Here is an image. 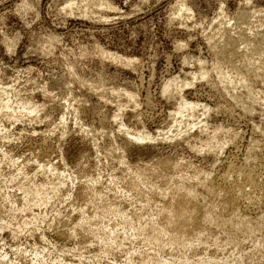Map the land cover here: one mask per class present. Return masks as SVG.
<instances>
[{"label":"rangeland","instance_id":"obj_1","mask_svg":"<svg viewBox=\"0 0 264 264\" xmlns=\"http://www.w3.org/2000/svg\"><path fill=\"white\" fill-rule=\"evenodd\" d=\"M181 98L200 107L177 116ZM0 103V197L30 201L4 216L0 257L264 264V0H0ZM229 168L260 188L236 200ZM181 185L197 235L147 241Z\"/></svg>","mask_w":264,"mask_h":264},{"label":"bare ground","instance_id":"obj_2","mask_svg":"<svg viewBox=\"0 0 264 264\" xmlns=\"http://www.w3.org/2000/svg\"><path fill=\"white\" fill-rule=\"evenodd\" d=\"M184 7V8H183ZM187 8V7H186ZM184 9H185V6H182V9H181V11L180 12H185L184 11ZM189 11V10H188ZM181 14V13H180ZM179 14V15H180ZM185 14V13H184ZM178 15V16H179ZM181 16V15H180ZM241 38V37H240ZM231 40H233V39H231ZM243 41H245V39L243 40ZM234 42V41H233ZM233 42H232V44H233ZM202 70V72L201 73H203V69H201ZM206 75H207V73H205ZM205 74H200L201 76H202V78H204V76H205ZM206 77V76H205ZM197 78V77H196ZM174 86L176 87V86H178V81L176 80V79H172V80H169L166 84H165V86H164V94H169L170 92H171V89L172 88H174ZM182 86H180V89H178V92H179V90H181L182 88H181ZM175 89V88H174ZM227 89V88H226ZM182 91V90H181ZM127 94V93H126ZM129 95V94H128ZM128 97V96H127ZM128 98H130L129 100L130 101H132L131 99H133V97L130 95ZM24 107V106H23ZM198 107H200V105L199 104H195V103H190V102H188V101H186L185 99H182L181 98V100H180V102L178 103V108H177V113H176V115L177 116H179V115H181V116H183V113H185V112H187V113H189V114H191V115H193L194 114V112L197 110V108ZM27 108H29V107H27L26 106V108H23V109H21V110H26ZM204 108H205V110H206V106H204ZM203 108V109H204ZM4 109H8V105L7 104H1L0 103V112H2ZM31 109V108H30ZM244 109H246V108H244ZM249 109L250 108H248L247 110H245V111H247V113H248V111H249ZM35 110V109H34ZM34 110H32V113H34ZM251 110H252V108H251ZM250 110V111H251ZM206 111H208V110H206ZM253 111V110H252ZM244 112V111H243ZM27 114V113H26ZM249 114V113H248ZM27 115H30V114H27ZM125 133V132H124ZM125 134H127L129 137H134V140H137V141H139V142H143V141H147V140H151L152 138H150L149 136H146V135H143L142 133H137V134H131L130 132H126ZM221 148V147H220ZM223 148V147H222ZM174 165L175 164H173V167L171 166L170 167V165H169V168H173L174 169ZM177 166V165H176ZM230 167H231V165H230ZM234 167V166H233ZM176 168H178V166L176 167ZM233 169V168H232ZM239 170V169H238ZM242 170V169H241ZM235 171H237V170H235ZM235 175H237V176H235ZM239 175H240V178H241V176H242V179H243V181H242V183L240 182V184H239V182H238V178H237V180H236V178L234 179V180H231V177L232 176H235V177H239ZM198 177V176H197ZM217 179V178H216ZM185 181V180H184ZM216 181V180H215ZM217 181H218V184L219 185H222V186H227V188L230 190V192H231V194H233L234 196L237 194L238 196H239V194L241 195V197L244 195L245 197H247L248 198V196H247V192H246V188H248V187H250V188H248V189H253V191L254 190H258V188H260L259 187V184L258 183H260V182H258V178H257V174L255 175L254 173H253V171H250V172H245V171H240V172H237V174H236V172H233L230 168H229V170L228 171H225L224 173H222L219 177H218V179H217ZM263 181V180H262ZM190 182V181H189ZM188 183V182H187ZM215 183V182H214ZM213 183V184H214ZM182 185H184V184H182ZM181 185V187H183V189L185 190H182L180 187V190H182V191H184L185 192V195H184V200H186L185 202L183 201V199H179V200H182V201H178L177 203H176V199L177 198H175V200H174V202L175 203H173V201L172 202H169L170 204H168L167 203V206L165 207V206H163V207H165V208H163V210L161 211V213H163V214H165L166 215V217H167V220L165 221V224L163 225V226H161V227H158V228H156V227H152V230H153V232L154 233H156V236H155V238H148L147 239V241L148 240H151V239H154V241L155 242H158V243H160L161 242V240L163 239V237L164 236H166L168 239H173V240H175V239H177V238H179L180 240H184V238L185 237H188V236H190V235H197L196 234V224H197V219H196V216H195V214H196V212L198 211V208L194 205V204H192V201L193 202H195L194 200H199L198 199V193L196 192V189H194V190H192V188L190 189V187H188L187 188V185H186V187H184V186H182ZM219 185H216V186H219ZM197 186V185H196ZM214 186H215V184H214ZM261 186V185H260ZM23 187V186H22ZM38 186H36V189L34 190V191H27V195H29V194H31L32 195V201L33 202H35L34 204H35V206L37 205V206H42V205H44V204H48V201L45 199V198H47V197H44L43 196V194H41L42 192H41V190L44 188V187H42V189L41 188H37ZM39 187H40V185H39ZM192 187V186H191ZM56 188V187H55ZM193 188H194V186H193ZM211 188H212V186H211ZM224 188V187H223ZM23 189V188H22ZM219 189V188H218ZM225 189V188H224ZM237 189H239V192L237 193ZM251 189V190H252ZM24 190V189H23ZM44 190V189H43ZM177 190H178V188H177ZM228 191V190H227ZM29 192V193H28ZM41 192V193H40ZM229 192V191H228ZM249 192V191H248ZM251 193H252V191H250ZM256 192V191H255ZM261 192V191H260ZM1 193L3 194V192H1L0 191V196H1ZM182 193V192H181ZM180 193V194H181ZM250 193V194H251ZM254 194V193H253ZM252 194V195H253ZM43 196L44 197V199L43 198H40V196ZM237 195H236V197H235V199L237 198ZM251 195V196H252ZM233 196V197H234ZM8 197V196H7ZM200 197V196H199ZM244 197V198H245ZM250 197V196H249ZM254 197V196H253ZM9 198V197H8ZM8 198H2L1 199V197H0V228L1 229H5L7 226H8V224H6V221H5V223H4V216L7 214V216H9V214L8 213H10L11 211H14L15 213H19V214H22L24 211H26L27 209H28V207L30 206V204H29V200L27 199H25L26 201H27V203L28 204H26L24 207L22 206V208H18V207H20V206H16L15 205V202L13 203L12 201H10V199H8ZM181 198V197H180ZM231 198V197H230ZM256 198V197H255ZM48 199V198H47ZM177 199V200H178ZM237 199H240L239 197L237 198ZM236 199V200H237ZM24 200V201H25ZM197 200H196V203H199V202H197ZM257 200V199H256ZM186 202H188V203H191V204H189V205H194L196 208H197V211L195 212L194 211V207H193V209L191 208H189L188 206H186ZM37 203V204H36ZM165 205V204H164ZM197 205V204H196ZM201 205V204H200ZM31 206H33V204L31 205ZM108 207V206H107ZM31 208H34V207H31ZM106 208V207H105ZM161 208V209H162ZM202 208V207H201ZM108 210V209H107ZM115 209H113V211H114ZM196 210V209H195ZM200 210V209H199ZM28 211V210H27ZM110 211H111V209H110ZM32 212V211H31ZM24 213H26V212H24ZM23 213V214H24ZM198 213V212H197ZM35 214V213H34ZM15 215V214H14ZM205 215H206V213H205ZM11 216V215H10ZM207 216V215H206ZM206 216H204V217H206ZM27 217V216H26ZM38 217V216H37ZM37 217H35V218H37ZM8 218H10V217H8ZM12 218V217H11ZM15 218V217H14ZM31 218V217H30ZM23 219H25V218H23ZM33 219H34V216H33ZM205 219V218H204ZM6 220H7V218H6ZM200 220V219H199ZM27 221V220H26ZM29 221V220H28ZM28 221H27V223H28ZM37 221V220H36ZM198 222H200V221H198ZM203 222V221H202ZM204 222H205V220H204ZM207 222H208V219H207ZM10 223V222H9ZM31 223H32V220H31ZM199 224V223H198ZM11 225V224H10ZM27 225V224H26ZM10 227V226H9ZM201 227V226H200ZM197 228L199 231H201L200 229L201 228ZM146 228V227H145ZM144 227H142V228H140V229H138V233H143L144 231H146L147 229H145ZM0 229V230H1ZM7 230H8V227H7ZM195 231V232H194ZM198 231V232H199ZM197 232V233H198ZM13 233H14V231H13ZM144 234V233H143ZM201 234V233H200ZM200 234H198V235H200ZM201 236V235H200ZM200 236H198V237H200ZM193 237V236H192ZM197 236H195L194 238H196ZM189 238H187V240H188ZM186 240V241H187ZM145 260H144V262H147L148 260H149V258H144ZM167 264H176L177 262L176 261H173V262H171V263H168V262H166ZM0 264H19V263H16L15 261H13V260H10V259H8V257H6V256H1L0 257Z\"/></svg>","mask_w":264,"mask_h":264}]
</instances>
